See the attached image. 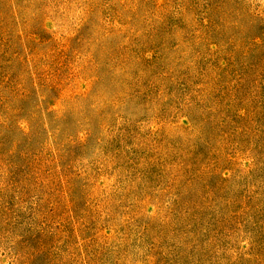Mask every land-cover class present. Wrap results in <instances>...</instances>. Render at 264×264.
I'll use <instances>...</instances> for the list:
<instances>
[{
	"label": "rangeland",
	"instance_id": "rangeland-1",
	"mask_svg": "<svg viewBox=\"0 0 264 264\" xmlns=\"http://www.w3.org/2000/svg\"><path fill=\"white\" fill-rule=\"evenodd\" d=\"M0 264H264V0H0Z\"/></svg>",
	"mask_w": 264,
	"mask_h": 264
}]
</instances>
